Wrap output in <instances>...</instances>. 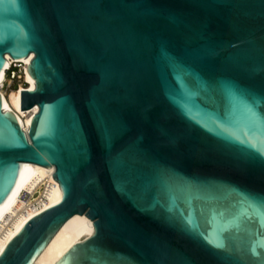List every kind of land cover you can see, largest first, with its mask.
Returning a JSON list of instances; mask_svg holds the SVG:
<instances>
[{
  "label": "water",
  "instance_id": "obj_1",
  "mask_svg": "<svg viewBox=\"0 0 264 264\" xmlns=\"http://www.w3.org/2000/svg\"><path fill=\"white\" fill-rule=\"evenodd\" d=\"M32 53L27 129L0 93V205L22 162L63 195L0 264L77 213L94 233L56 264H264V0H0V73Z\"/></svg>",
  "mask_w": 264,
  "mask_h": 264
},
{
  "label": "bare ground",
  "instance_id": "obj_2",
  "mask_svg": "<svg viewBox=\"0 0 264 264\" xmlns=\"http://www.w3.org/2000/svg\"><path fill=\"white\" fill-rule=\"evenodd\" d=\"M34 54L20 58L30 63ZM11 56L7 54V62L0 73V85L5 78L6 69L10 65ZM26 84H20L8 94L0 90L3 106L14 111L25 129L30 126L33 115L38 111V105L30 109H22V90L34 89L36 82L28 69L24 76ZM23 168L18 183L8 198L0 205V254L9 241L22 229L26 222L43 210L58 203L63 195L59 182L54 177L55 167L44 166L33 162H22ZM30 193L28 199H23V193ZM44 195V199L36 194ZM94 222L86 214H75L70 217L56 232L49 243L34 260L33 264H56L76 242L94 233Z\"/></svg>",
  "mask_w": 264,
  "mask_h": 264
},
{
  "label": "built area",
  "instance_id": "obj_3",
  "mask_svg": "<svg viewBox=\"0 0 264 264\" xmlns=\"http://www.w3.org/2000/svg\"><path fill=\"white\" fill-rule=\"evenodd\" d=\"M10 65L6 69L5 78L3 80V83L0 85V88L3 89L6 93L10 92L12 89H16L20 86V84H26L24 81V76L26 74V70L28 69V66L30 63L26 61H22L19 59H14L11 57ZM21 83H19L17 86L15 85V81L20 80ZM30 196L29 192H25L22 195L23 199H28ZM37 197H40L41 199H44V195H40V192L36 194Z\"/></svg>",
  "mask_w": 264,
  "mask_h": 264
},
{
  "label": "snow or ice",
  "instance_id": "obj_4",
  "mask_svg": "<svg viewBox=\"0 0 264 264\" xmlns=\"http://www.w3.org/2000/svg\"><path fill=\"white\" fill-rule=\"evenodd\" d=\"M250 147H252L254 150L260 152V154L264 155V146H261L260 148H256L255 145H250ZM195 230V229H194ZM212 241H210L211 243ZM214 246H217V247H222V245H218V244H214Z\"/></svg>",
  "mask_w": 264,
  "mask_h": 264
},
{
  "label": "rangeland",
  "instance_id": "obj_5",
  "mask_svg": "<svg viewBox=\"0 0 264 264\" xmlns=\"http://www.w3.org/2000/svg\"><path fill=\"white\" fill-rule=\"evenodd\" d=\"M24 81H25V80H24ZM21 82H22L21 79H20V80H17V81H15V83H16L15 85L17 86V85H18L19 83H21ZM0 90H3V89L0 88ZM5 93H6V92H5ZM8 93H9V92H8ZM8 93H6V94H8Z\"/></svg>",
  "mask_w": 264,
  "mask_h": 264
}]
</instances>
